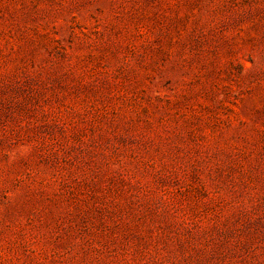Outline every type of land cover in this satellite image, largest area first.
Returning a JSON list of instances; mask_svg holds the SVG:
<instances>
[{
  "label": "rangeland",
  "instance_id": "obj_1",
  "mask_svg": "<svg viewBox=\"0 0 264 264\" xmlns=\"http://www.w3.org/2000/svg\"><path fill=\"white\" fill-rule=\"evenodd\" d=\"M0 264H264V0H0Z\"/></svg>",
  "mask_w": 264,
  "mask_h": 264
}]
</instances>
